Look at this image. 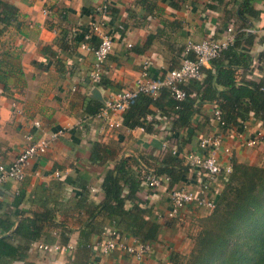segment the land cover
<instances>
[{
    "label": "crops",
    "instance_id": "crops-1",
    "mask_svg": "<svg viewBox=\"0 0 264 264\" xmlns=\"http://www.w3.org/2000/svg\"><path fill=\"white\" fill-rule=\"evenodd\" d=\"M186 1L0 0V165H9L30 142L57 135L45 155L30 161L22 182L0 185V238L7 237L10 244L5 254L0 253V264H172L171 253L186 255L176 250L184 240L181 226L206 210L190 206L169 219L170 190L165 182L156 190L142 188L137 194L147 203L150 218L162 225L157 242L140 261L118 251L106 257L96 254V242L112 228L105 218L97 217L95 222L103 221V234L85 237L82 231H87L89 215L76 204L81 187L88 191L87 203L102 200V178L121 158H128L131 170L143 177L164 158L163 141L173 140L182 153L198 152L202 137L218 134L212 103H204L178 132L171 124L174 117L162 115L161 106L152 107L156 120L152 133L127 129L123 124L109 129L85 112L91 101L102 103L92 96L94 89L105 101L132 89L145 67L152 79L162 78L180 67L187 57L184 47L188 41L220 40L229 25L236 30L241 23L235 17L241 0ZM105 3L108 11L99 20L111 37L112 50L103 64L101 83L94 85L89 79L94 57L81 43L83 33L97 20L94 9ZM252 6L261 16L245 20L243 29L252 30L248 34L255 38L249 49L251 67L245 75L239 72L238 80L260 81L264 80V0L252 2ZM11 7L13 18L7 17ZM262 131L261 123L253 120L239 130L223 131L219 160L255 165L258 154H264V143L259 140L254 148L246 143ZM95 144L111 157L103 163L93 161ZM224 148H229V155L223 153ZM67 178L71 183L64 182ZM203 182V177L188 171L184 182L174 187L198 191ZM221 184L222 177L211 187L219 192ZM34 216L44 219L38 225L43 235L24 249L27 240L13 232ZM39 245L70 249L45 251ZM186 245H190L187 239ZM17 246L23 247L14 250Z\"/></svg>",
    "mask_w": 264,
    "mask_h": 264
},
{
    "label": "trees",
    "instance_id": "trees-1",
    "mask_svg": "<svg viewBox=\"0 0 264 264\" xmlns=\"http://www.w3.org/2000/svg\"><path fill=\"white\" fill-rule=\"evenodd\" d=\"M255 1L259 0H241L238 4L235 17L241 23L235 30L233 44L210 62V68H201L203 81L191 80L181 85L186 94L184 100H175L166 88H162L156 98L140 95L124 112L123 126L127 129L141 128L147 133H152L156 124L152 107L161 106L164 110L162 115L174 117L171 124L178 132L188 126L192 116L199 112L204 103H212L221 111L222 120L228 130H239L242 124L253 120L260 122L264 131V80L253 81L244 77L238 80L239 76L245 75L250 69L252 63L249 49L255 37L242 32L241 29L246 27L247 18H260L261 12L252 6ZM10 9V15L7 17L13 18L14 9ZM262 16L264 21V12ZM85 34L86 32L83 37ZM97 45V37L92 38L90 46ZM186 58L195 60L192 53ZM239 72L241 75H238ZM101 106L102 103L91 101L85 112L92 118ZM262 142L264 143V137ZM178 147L177 153L183 154ZM164 155L153 168V172L158 177L167 178L168 189L171 190L178 183L184 182L188 167L178 155ZM110 157L111 153L101 145H93V161L103 163ZM229 164L231 173L222 177L216 206L209 216L200 220V231L194 238L193 247L184 256L171 253L169 260L172 264H264V167L238 163L232 159ZM129 166V159L121 158L112 169L106 170L100 184L103 198L98 204L87 203L88 191L81 187L82 196L76 204L81 208L85 207L89 215L88 225L85 226L87 231L82 233L85 237L102 235L105 230L103 221L95 222L97 217H101L108 221L112 231L126 239L132 238L151 247L157 242L162 225L150 218L147 203L138 198L137 194L143 188V177L132 171ZM64 182L71 183V180L67 178ZM127 202L130 203L128 208ZM43 222L44 219L34 216L26 224L21 223L13 234L16 232V236L25 237L27 245L13 249H26L31 242L38 240L43 235L38 225ZM7 249H10V244L7 237L2 236L0 253L5 254Z\"/></svg>",
    "mask_w": 264,
    "mask_h": 264
},
{
    "label": "built area",
    "instance_id": "built-area-1",
    "mask_svg": "<svg viewBox=\"0 0 264 264\" xmlns=\"http://www.w3.org/2000/svg\"><path fill=\"white\" fill-rule=\"evenodd\" d=\"M107 11L108 5L106 3L94 9L97 20L95 19L96 21L90 25L81 43V48L90 51L94 57V63L89 73V79L94 85L100 83L103 64L112 50L111 37L108 33L103 31V24L99 20ZM242 31L250 34L252 33L250 29H243ZM93 35L98 39L97 47L90 46ZM234 38L235 29L231 24L226 28L225 35L220 40L208 39L198 43L188 41L184 47V54H194L195 60L183 57L179 68L171 70L164 77L157 79H152L145 67L134 82L132 89L119 92L107 98L102 102L101 108L92 118L100 121L109 129L118 128L122 124L124 112L140 95L155 98L162 88L168 89L175 100H184L186 94L181 89V85L191 80L201 81L203 77L201 68L209 65L212 60L218 58L223 51L233 44ZM262 91H264V88ZM211 115L219 127V132L217 135L202 137L198 142V152L183 153L181 155L177 153V148L173 140H165L161 144L162 152L169 153L172 156H181L188 167V171L196 172L200 177L204 178V182L198 191H193L184 186L175 187L169 191L170 209L167 214L169 219L175 218L181 209L190 206L203 208L208 212L213 211L216 206L219 192L214 188L215 186L213 188L211 186L217 183L221 177L228 176L231 173L229 161L223 163L218 157V151L223 146V131L227 130L228 132V129L222 120L221 111L217 105H213ZM148 120H150V118H148ZM34 125L36 127L39 126L38 123H34ZM56 137V134H52L48 139L41 138L35 142H30L18 153L9 165H0V185L8 181L22 182L25 179V170L30 161L45 155L51 142ZM263 137L264 131L259 132L255 138L247 142V145L254 146L259 140L262 141ZM27 140L31 141V137H28ZM223 153L229 155V148H224ZM142 179V187L152 190H156L161 187L164 182H168L167 178L158 177L153 171L144 174ZM38 248L45 251L53 250L59 252L70 249V247L66 249L58 245H39ZM94 249L96 254L102 257H106L112 252L118 251L140 261L150 251V246L136 241L130 244L127 242L126 238L112 231L109 235L102 236L100 240L96 242Z\"/></svg>",
    "mask_w": 264,
    "mask_h": 264
},
{
    "label": "rangeland",
    "instance_id": "rangeland-1",
    "mask_svg": "<svg viewBox=\"0 0 264 264\" xmlns=\"http://www.w3.org/2000/svg\"><path fill=\"white\" fill-rule=\"evenodd\" d=\"M247 144V143H246ZM248 146V145H247ZM258 146L257 144L254 146H249V147H256ZM255 165L254 166H258V167H264V154L263 152H261V155L258 154V159L255 160ZM248 164V162H247ZM221 191V190H220ZM219 191V192H220ZM201 214H199L201 217H194L192 218L191 221H188V223L184 224L183 226H181V232H182V238H184V240L181 239V241H183L182 243H180L177 247L176 250L178 252H181L182 250L185 251L186 255L190 252L191 248L193 247V241L194 238L196 237V235L198 234V232L200 231V220L204 217H207L211 214V212L205 211V212H200ZM189 240L190 245L187 246L186 245V239ZM186 247V249H185Z\"/></svg>",
    "mask_w": 264,
    "mask_h": 264
},
{
    "label": "water",
    "instance_id": "water-1",
    "mask_svg": "<svg viewBox=\"0 0 264 264\" xmlns=\"http://www.w3.org/2000/svg\"><path fill=\"white\" fill-rule=\"evenodd\" d=\"M96 100H99L101 102H103V99H101V96L99 95V92L97 91V89H94L93 91V95H92Z\"/></svg>",
    "mask_w": 264,
    "mask_h": 264
}]
</instances>
